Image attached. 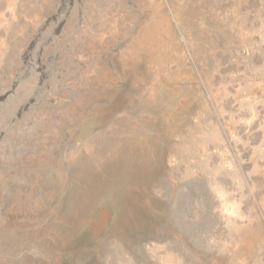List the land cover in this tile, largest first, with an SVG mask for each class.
<instances>
[{
  "label": "rangeland",
  "instance_id": "obj_1",
  "mask_svg": "<svg viewBox=\"0 0 264 264\" xmlns=\"http://www.w3.org/2000/svg\"><path fill=\"white\" fill-rule=\"evenodd\" d=\"M0 264H264V0H0Z\"/></svg>",
  "mask_w": 264,
  "mask_h": 264
}]
</instances>
